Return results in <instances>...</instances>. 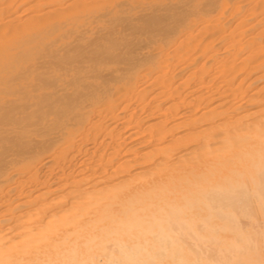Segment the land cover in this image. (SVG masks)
I'll use <instances>...</instances> for the list:
<instances>
[{
	"label": "bare ground",
	"instance_id": "bare-ground-1",
	"mask_svg": "<svg viewBox=\"0 0 264 264\" xmlns=\"http://www.w3.org/2000/svg\"><path fill=\"white\" fill-rule=\"evenodd\" d=\"M0 264H264V0H0Z\"/></svg>",
	"mask_w": 264,
	"mask_h": 264
}]
</instances>
